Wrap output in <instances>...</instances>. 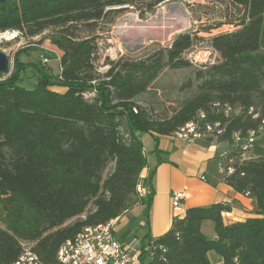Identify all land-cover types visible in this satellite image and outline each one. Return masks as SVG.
<instances>
[{"label": "trees", "instance_id": "obj_1", "mask_svg": "<svg viewBox=\"0 0 264 264\" xmlns=\"http://www.w3.org/2000/svg\"><path fill=\"white\" fill-rule=\"evenodd\" d=\"M165 1L0 3V34L33 39L56 29L49 39L61 52L55 76L44 64H21L19 52L10 75H0V264H13L23 244L41 264H55L59 247L84 229L118 220L136 206L146 217L154 170L141 179L147 167L143 136L156 142L197 121L202 128L218 125L199 143L228 147L220 158L224 181L254 201L257 217L224 224L228 203L188 208L157 238L145 229L139 264H212L209 253L221 264H264V0H226L242 11L224 16L235 30L206 39L180 34L147 55L111 62L104 76L92 63L95 39L76 33L124 7L149 13ZM200 44L216 54V62L194 70L196 83L180 87L193 88L191 94L170 115L155 117L140 97L165 69L190 68L186 56ZM25 67L35 73L32 89L21 85ZM207 223L213 238L203 231Z\"/></svg>", "mask_w": 264, "mask_h": 264}, {"label": "rangeland", "instance_id": "obj_2", "mask_svg": "<svg viewBox=\"0 0 264 264\" xmlns=\"http://www.w3.org/2000/svg\"><path fill=\"white\" fill-rule=\"evenodd\" d=\"M141 10L131 6L129 8L124 7L122 10L110 14L102 22L97 23L93 29L82 26L76 31L79 36L85 37L90 35L95 39L97 52L94 55L92 63L95 71L100 76H104L111 62H116L119 59H136L147 55L157 47L169 46L180 34H196L197 37L206 39L213 35L233 31L236 27L229 23L228 18L224 17L226 16V12L231 11L230 14H236L231 16L242 15L241 9L238 12L226 0H168L159 4L149 13H141ZM162 10L168 13L165 16L167 17L165 18L166 20L172 19L174 13H181L190 22V27L187 30L174 33L165 42H140L135 46H127L123 40L125 32H121V26L123 27L125 24L127 25L126 28H129L128 26H134V28L142 26L155 19ZM159 18L163 19L164 17L160 16ZM56 32V29H48L39 36L33 37V39L26 38L18 32L1 33L0 51L6 54L9 59V72L3 76V79L7 78L13 71L14 57L17 52H19L17 60L21 64L34 65L41 63L44 64L47 74L51 76L57 75L60 71L57 56H60L61 52L49 39L55 36ZM206 46L204 44H200V46L195 45L193 50L187 54L186 60L190 62V68L178 70L165 69L149 88L148 92L140 97L139 103L149 108L155 117L170 115L172 110L177 108L183 99L191 94L193 88H183L180 90V87L187 82L193 85L196 83L194 70H200L203 66L216 62V54ZM47 57L48 60L46 59ZM20 76L22 77L21 85L23 87L28 89L34 87L35 73L32 68L25 67ZM52 90L63 93V90L58 87H53ZM87 97L90 96L88 95ZM142 141L144 147L147 148L152 144L150 137L147 135L143 136ZM110 170L111 165L107 167L105 174H108ZM116 221L117 219L113 220L114 225ZM119 229V225L115 227L117 237L122 235ZM203 231L206 235H209L211 229L209 226H205Z\"/></svg>", "mask_w": 264, "mask_h": 264}, {"label": "crops", "instance_id": "obj_3", "mask_svg": "<svg viewBox=\"0 0 264 264\" xmlns=\"http://www.w3.org/2000/svg\"><path fill=\"white\" fill-rule=\"evenodd\" d=\"M150 139L151 146L144 147L147 167L140 176L142 180L147 179L150 170H154L151 177L154 190L152 203L146 217L141 216V207L136 206L115 222L114 235L122 243L130 245L135 240L140 241L145 229L151 238L163 235L173 220L182 218L188 208L228 203L231 209L222 214L224 224L257 217L254 201L235 193L224 181L220 158L228 151L225 144L189 145L175 136H158L156 142L152 137ZM155 148L157 153L153 152ZM173 193L183 195L178 214L171 208ZM118 225L122 234L120 237L115 232ZM207 226L211 227L210 223ZM207 236L214 237L212 230ZM208 256L212 264H221V259L213 253Z\"/></svg>", "mask_w": 264, "mask_h": 264}, {"label": "built area", "instance_id": "obj_4", "mask_svg": "<svg viewBox=\"0 0 264 264\" xmlns=\"http://www.w3.org/2000/svg\"><path fill=\"white\" fill-rule=\"evenodd\" d=\"M60 56H57L59 62ZM203 119V116H200ZM218 125L213 127L206 124L204 128L197 124L195 126H189V132L183 135H176L186 142L187 144L199 143L204 138L211 136ZM220 131H216L219 134ZM237 142L238 139H235ZM228 173L232 172V169L228 168ZM141 185L140 194L144 193V189ZM183 195L181 193H173L171 195V208L175 214L181 211ZM114 227H108L107 224L97 226L95 233H88L85 237H79V244L69 245L68 252H64L63 257L57 262V264H139V248L140 241L135 240L132 244L127 245L118 240L114 235ZM21 254L35 255L30 247L26 244L22 245ZM14 264V263H13ZM26 264H40L37 256L35 255V262H26Z\"/></svg>", "mask_w": 264, "mask_h": 264}, {"label": "bare ground", "instance_id": "obj_5", "mask_svg": "<svg viewBox=\"0 0 264 264\" xmlns=\"http://www.w3.org/2000/svg\"><path fill=\"white\" fill-rule=\"evenodd\" d=\"M167 14L168 13L165 10H162L155 19L147 22L146 24H143L142 26H138L136 28H134V26L133 27L128 26L129 28H126L127 26L126 24L124 25L125 27L121 26L122 28L121 32L123 31L125 32L123 40L126 42L127 46H135L137 43H140V42L141 43L152 42V41L165 42V41H168L174 33L187 30L190 27V22L186 20V18H184L183 15H181V13H178V12L174 13L172 15V19L166 20L165 18L167 17L165 16H167ZM160 16L164 18L160 19L159 18ZM196 124L197 123L195 122L188 123L187 125H185L184 128L180 129L177 133H175V137L176 135H183L184 133L189 132V126H195ZM137 190L139 193L141 192L140 183L137 186ZM107 225L109 228L113 227L114 222L109 221ZM96 230H97V227L86 228L80 234H78L73 241L69 243L65 242L64 244H62L57 251L55 264H57V262H59L61 257H63L64 252H68L69 245L79 244V237H85L88 235V233H95ZM26 262H35V255L22 254L14 262V264H26Z\"/></svg>", "mask_w": 264, "mask_h": 264}, {"label": "water", "instance_id": "obj_6", "mask_svg": "<svg viewBox=\"0 0 264 264\" xmlns=\"http://www.w3.org/2000/svg\"><path fill=\"white\" fill-rule=\"evenodd\" d=\"M9 0H0V3L7 2ZM9 72V59L6 54L0 51V75H6Z\"/></svg>", "mask_w": 264, "mask_h": 264}]
</instances>
